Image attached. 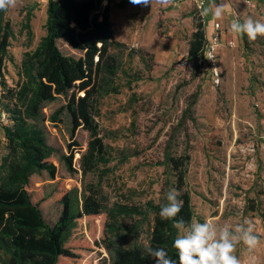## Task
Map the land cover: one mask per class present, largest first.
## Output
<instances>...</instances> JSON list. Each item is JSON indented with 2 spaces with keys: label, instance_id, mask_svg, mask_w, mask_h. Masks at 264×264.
Returning a JSON list of instances; mask_svg holds the SVG:
<instances>
[{
  "label": "rangeland",
  "instance_id": "obj_1",
  "mask_svg": "<svg viewBox=\"0 0 264 264\" xmlns=\"http://www.w3.org/2000/svg\"><path fill=\"white\" fill-rule=\"evenodd\" d=\"M185 1L175 0L174 5L181 7ZM48 2L18 0L15 8L0 11V27L10 35L2 82L23 109L33 94L28 62L47 34ZM174 5L164 8L152 0L145 7L112 0L115 39L124 46L112 50L119 71L104 81L97 104L106 162L96 163L83 174L90 134L81 129L72 167L62 161L56 164L55 176L43 171L39 186L47 195L59 183L100 192L118 238L127 248L142 252L154 225L149 206L158 204L163 187L174 181L163 165L165 154L187 153L191 161L186 184L194 219L233 228L250 220L259 244L249 252L240 243L235 255L241 264H264V37L249 41L246 35L229 31L236 16L241 22L248 16L264 22V0H238L230 19L218 24L223 73L219 86L213 85L206 65L196 69L188 58L193 25L187 16L181 17L177 46H169L173 25L168 18ZM196 10L202 17L201 9ZM57 45L66 56H81L64 39ZM186 60L185 66H178ZM2 91L0 87V98ZM195 99L193 119L181 126L184 112ZM7 104L0 101V185L11 184L10 167L19 163L7 149L1 128L13 125L3 111ZM54 148L69 156L59 139ZM5 258L0 252V264ZM94 263L110 264L104 248L98 249Z\"/></svg>",
  "mask_w": 264,
  "mask_h": 264
},
{
  "label": "trees",
  "instance_id": "obj_2",
  "mask_svg": "<svg viewBox=\"0 0 264 264\" xmlns=\"http://www.w3.org/2000/svg\"><path fill=\"white\" fill-rule=\"evenodd\" d=\"M111 2L49 0L47 34L28 62L33 72V94L24 109L14 103L15 93L2 82L10 35L0 27V101H8L3 111L13 122L1 128L7 149L19 159L10 167L11 184L0 185V252L6 256L4 264H95L100 248L106 250L110 264H155L145 250L129 249L118 238L100 192L59 183L47 195L39 186L43 171L55 176L56 164L62 161L72 167L74 151L79 147L76 136L81 129L90 134L83 174L91 172L96 163L106 162L108 151L96 120L97 104L104 81L115 78L119 71L112 50L124 46L115 39ZM194 15L188 58L200 70L205 67L203 53L208 38L204 18L198 17V10ZM61 39L81 56L64 55L57 45ZM195 104L196 99L184 112L181 126L186 119H193ZM56 139L69 156L54 148ZM190 161L187 153L165 154L163 165L174 181L163 187L160 202L149 206L154 225L148 246L164 248L173 259L177 258L173 247L177 230L172 221L160 218V204L165 193L175 188L184 201L175 219H194L186 184Z\"/></svg>",
  "mask_w": 264,
  "mask_h": 264
},
{
  "label": "clouds",
  "instance_id": "obj_3",
  "mask_svg": "<svg viewBox=\"0 0 264 264\" xmlns=\"http://www.w3.org/2000/svg\"><path fill=\"white\" fill-rule=\"evenodd\" d=\"M134 6L152 5V0H129ZM162 7L173 6L175 0H156ZM18 0H0V11H7L17 6ZM230 7L228 0H211L207 7L200 10L202 17L211 16L213 20H220L226 10ZM229 31L239 35L247 36L249 41H256L258 37H264V22L256 20L251 16L241 22L238 16L234 17L229 25ZM214 51L220 44L212 41ZM213 51H209L205 58L213 60ZM180 191L175 188L165 193L164 202L160 204L159 216L162 220L172 221L177 235L173 242L177 258L169 256L164 248H153L147 246L145 251L153 259L155 264H241L235 255L237 245L243 243L249 252H252L259 244V238L254 233L250 220L245 219L234 228L225 223L219 225L205 219L200 222L192 219L185 222L183 219L175 218L181 212L184 201L179 199Z\"/></svg>",
  "mask_w": 264,
  "mask_h": 264
},
{
  "label": "crops",
  "instance_id": "obj_4",
  "mask_svg": "<svg viewBox=\"0 0 264 264\" xmlns=\"http://www.w3.org/2000/svg\"><path fill=\"white\" fill-rule=\"evenodd\" d=\"M210 2L211 0H187L184 2V5L181 7L179 5H174L173 10H172L173 12L171 13L172 15L171 16L168 15L170 25H173V27H171V29L173 30V33L171 35L173 36H172L171 43H169L170 44L169 46L175 47L178 44L179 34L177 30H179L180 28L182 15H185L188 17L187 19L193 25V31H194L195 29L194 11L196 10V8H199V7H201V9L204 7H207ZM216 2L219 3L220 0H216ZM237 2L238 0H228V4L230 5V7L226 10L224 16L218 21L213 20L211 16L203 17L205 24H206L207 38H210L213 35L215 24L225 23V18L226 20L230 19L231 12L233 11V7L237 5ZM225 39L226 37L224 35L223 36L224 42H225Z\"/></svg>",
  "mask_w": 264,
  "mask_h": 264
},
{
  "label": "built area",
  "instance_id": "obj_5",
  "mask_svg": "<svg viewBox=\"0 0 264 264\" xmlns=\"http://www.w3.org/2000/svg\"><path fill=\"white\" fill-rule=\"evenodd\" d=\"M201 9V7H199ZM221 33H220V25L218 24H215L214 26V33L213 35L208 38V41H207V44L205 46V49H204V53H203V56H204V60H205V65L208 67V71H209V74H210V78H211V81L213 83V85L215 86H219L222 82V71L220 69V66H219V51H220V48L222 47V43H221ZM213 40H216L219 44H220V47H217L214 51L212 50V41ZM209 51H213V57L214 59L213 60H209L207 58H205L208 54ZM186 62H179V65L178 66H185L186 65Z\"/></svg>",
  "mask_w": 264,
  "mask_h": 264
}]
</instances>
